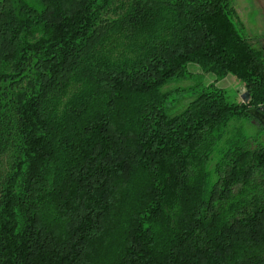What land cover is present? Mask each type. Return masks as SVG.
<instances>
[{
  "label": "trees",
  "instance_id": "1",
  "mask_svg": "<svg viewBox=\"0 0 264 264\" xmlns=\"http://www.w3.org/2000/svg\"><path fill=\"white\" fill-rule=\"evenodd\" d=\"M242 27L232 0H0V264H264ZM189 63L215 79L167 114Z\"/></svg>",
  "mask_w": 264,
  "mask_h": 264
},
{
  "label": "rangeland",
  "instance_id": "2",
  "mask_svg": "<svg viewBox=\"0 0 264 264\" xmlns=\"http://www.w3.org/2000/svg\"><path fill=\"white\" fill-rule=\"evenodd\" d=\"M232 6L242 23L239 33L250 38L254 47L264 50V0H232ZM264 53V51H263ZM187 70L191 72L185 79H171L161 90H172L168 95L165 105L167 114H175L180 111L191 98L190 95L201 85L212 82L215 77L211 73L201 72L196 65L187 64ZM215 85L224 90L230 101L240 100V93L243 92L241 82L234 76L227 74L215 80ZM176 90V91H174ZM257 129L256 124L249 120L241 125L238 132L252 136Z\"/></svg>",
  "mask_w": 264,
  "mask_h": 264
},
{
  "label": "water",
  "instance_id": "3",
  "mask_svg": "<svg viewBox=\"0 0 264 264\" xmlns=\"http://www.w3.org/2000/svg\"><path fill=\"white\" fill-rule=\"evenodd\" d=\"M248 98V93L243 91L240 93L241 102H245ZM248 113L255 118L264 130V106H258L257 108L248 109Z\"/></svg>",
  "mask_w": 264,
  "mask_h": 264
},
{
  "label": "flooded vegetation",
  "instance_id": "4",
  "mask_svg": "<svg viewBox=\"0 0 264 264\" xmlns=\"http://www.w3.org/2000/svg\"><path fill=\"white\" fill-rule=\"evenodd\" d=\"M264 51V50H263Z\"/></svg>",
  "mask_w": 264,
  "mask_h": 264
}]
</instances>
